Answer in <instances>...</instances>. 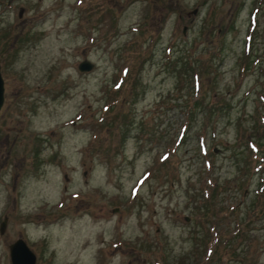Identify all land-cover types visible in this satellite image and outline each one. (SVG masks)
<instances>
[{
  "label": "rangeland",
  "instance_id": "374dc122",
  "mask_svg": "<svg viewBox=\"0 0 264 264\" xmlns=\"http://www.w3.org/2000/svg\"><path fill=\"white\" fill-rule=\"evenodd\" d=\"M0 73V264H264V0H0Z\"/></svg>",
  "mask_w": 264,
  "mask_h": 264
},
{
  "label": "water",
  "instance_id": "95a60500",
  "mask_svg": "<svg viewBox=\"0 0 264 264\" xmlns=\"http://www.w3.org/2000/svg\"><path fill=\"white\" fill-rule=\"evenodd\" d=\"M21 9L18 10L20 15ZM184 28H182V31ZM77 68L89 69L92 66V62L88 59H82L77 63ZM3 78L0 73V106L3 101ZM187 218V217H186ZM5 224V217L0 221V232H2ZM8 256L10 264H34L35 253L28 247L26 242L21 238L17 237L8 244Z\"/></svg>",
  "mask_w": 264,
  "mask_h": 264
},
{
  "label": "trees",
  "instance_id": "16d2710c",
  "mask_svg": "<svg viewBox=\"0 0 264 264\" xmlns=\"http://www.w3.org/2000/svg\"><path fill=\"white\" fill-rule=\"evenodd\" d=\"M196 104H199V103H196Z\"/></svg>",
  "mask_w": 264,
  "mask_h": 264
}]
</instances>
